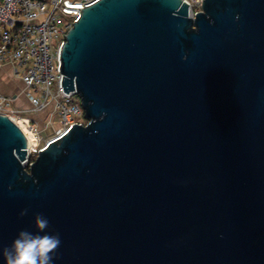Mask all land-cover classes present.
I'll list each match as a JSON object with an SVG mask.
<instances>
[{"label":"water","instance_id":"obj_1","mask_svg":"<svg viewBox=\"0 0 264 264\" xmlns=\"http://www.w3.org/2000/svg\"><path fill=\"white\" fill-rule=\"evenodd\" d=\"M60 57L88 123L26 169L0 115V248L43 214L54 264H264V0H98Z\"/></svg>","mask_w":264,"mask_h":264},{"label":"built area","instance_id":"obj_2","mask_svg":"<svg viewBox=\"0 0 264 264\" xmlns=\"http://www.w3.org/2000/svg\"><path fill=\"white\" fill-rule=\"evenodd\" d=\"M97 1L0 0V67H12V76L22 83L31 105L29 111L39 113L52 108L59 124L57 135L76 124L85 125L78 120L84 116L78 93L63 91L60 56L68 31L82 11ZM183 1L191 17L201 11L202 0ZM17 98L0 92V115L7 116L24 133L27 156L23 165L27 169L46 142L39 130L27 123L26 111L15 104Z\"/></svg>","mask_w":264,"mask_h":264},{"label":"clouds","instance_id":"obj_3","mask_svg":"<svg viewBox=\"0 0 264 264\" xmlns=\"http://www.w3.org/2000/svg\"><path fill=\"white\" fill-rule=\"evenodd\" d=\"M28 214V209L20 216ZM34 231L23 229L18 232L10 246L0 248L4 264H54L61 245L58 233L50 231V221L43 214L33 219Z\"/></svg>","mask_w":264,"mask_h":264},{"label":"rangeland","instance_id":"obj_4","mask_svg":"<svg viewBox=\"0 0 264 264\" xmlns=\"http://www.w3.org/2000/svg\"><path fill=\"white\" fill-rule=\"evenodd\" d=\"M10 79V81H6L5 82V84H6V86H8V87H10L11 88V83H14L13 85L15 86V87H13V88H11V92L12 93H15V94H17V96H18V101H19V99H20V101L24 98V88H22L23 86L21 85V84H19V83H17L18 82V80H16L15 78L13 79V78H9ZM17 81V82H16ZM16 87L18 88L17 90H16ZM18 106H20V107H24L25 105H21V104H18ZM17 106V107H18ZM52 109V108H51ZM47 110H45V111H42V112H39V113H36L35 114V112H32L31 113V111H27L26 112V114H33V115H36V116H40V117H44V119H46V122L44 121L42 124H40V129H41V137H42V140H43V143H47V141L49 140V139H51V138H53V137H55V136H57V129H58V127H59V124H58V119H57V116H56V114L55 113H49L50 114V120H48V122H47V119H48V117L47 116H49V114H47L46 115V118H45V112H46ZM80 122H82L83 124H87L88 123V121H87V119L84 117V116H82V117H80L79 119H78ZM27 123L29 124L30 122L29 121H27ZM31 124H33V123H31ZM37 124V123H36ZM27 131V133L31 136V133H30V131L27 129L26 130Z\"/></svg>","mask_w":264,"mask_h":264},{"label":"crops","instance_id":"obj_5","mask_svg":"<svg viewBox=\"0 0 264 264\" xmlns=\"http://www.w3.org/2000/svg\"><path fill=\"white\" fill-rule=\"evenodd\" d=\"M11 68L12 67L9 64L0 67V92L3 93V94L17 95L15 93L11 92V88L15 87L13 85L14 83H11V85H10L11 88L6 86V84H5L6 81H10L9 78H13L14 79V77L12 76V69ZM17 83L22 85V83L20 81H18ZM17 89L18 88L16 87V90ZM15 104H16V106H18V104H21L22 106L25 105L24 107H20V106H18V107L21 108L22 110L26 111V112L31 109V105H30V103L28 102V100L26 99L25 96H24V98L21 101H20V99L18 101V98H17ZM49 113L50 114L53 113V110L51 108H48L47 111L44 113L45 114V118H46V115L49 114ZM50 114H49V116H47L48 117L47 122H48V120L51 119L50 118ZM26 118L28 119L30 124L33 123L32 125H34L39 130V132L41 134V129H40L41 126H40V124H42L44 121L46 122V119H44V117L36 116V115H33V114H29V115L26 114Z\"/></svg>","mask_w":264,"mask_h":264},{"label":"bare ground","instance_id":"obj_6","mask_svg":"<svg viewBox=\"0 0 264 264\" xmlns=\"http://www.w3.org/2000/svg\"><path fill=\"white\" fill-rule=\"evenodd\" d=\"M57 136H59V135H57ZM57 136H55V137H53V138L49 139L48 141H50V140H52V139L56 138ZM48 141H47V142H48Z\"/></svg>","mask_w":264,"mask_h":264}]
</instances>
